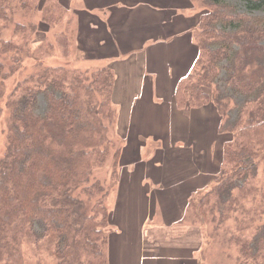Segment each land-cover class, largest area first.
Listing matches in <instances>:
<instances>
[{
  "label": "trees",
  "instance_id": "trees-1",
  "mask_svg": "<svg viewBox=\"0 0 264 264\" xmlns=\"http://www.w3.org/2000/svg\"><path fill=\"white\" fill-rule=\"evenodd\" d=\"M240 1L243 10L228 0H191L201 7L190 19L199 52L174 91L178 108L214 106L220 131L233 135L212 187L187 206L215 250L208 264H264V16L257 15L264 0ZM68 11L61 0H0V114L6 80L35 62L6 98L0 264H110L107 198L123 161V147L111 137L117 75L106 65L74 66L86 50L77 45L80 28L65 20ZM38 14L45 42L33 50ZM56 52L64 62L45 64ZM108 166L111 173L101 176Z\"/></svg>",
  "mask_w": 264,
  "mask_h": 264
},
{
  "label": "crops",
  "instance_id": "crops-1",
  "mask_svg": "<svg viewBox=\"0 0 264 264\" xmlns=\"http://www.w3.org/2000/svg\"><path fill=\"white\" fill-rule=\"evenodd\" d=\"M140 1L135 6L107 8L112 16L101 11V19L109 23L97 28V43L88 44H98L96 64L113 68L117 75L113 98L117 128L125 126L120 138L126 143L123 158L132 163L152 158L145 167H121L119 197L110 211L116 236L109 260L110 264H204L201 257L209 245L203 228L187 217V206L195 194L212 187L219 159L202 176L191 165L193 171H172L171 166L187 165L181 158L193 160L201 149L210 156V142L217 139L220 121L216 122L215 111L211 124L215 131L208 134L211 120L206 119L199 136L201 118H206L203 110L178 108L175 102V87L191 72L199 52L191 18L182 12L184 4H178L181 0ZM88 40L87 34L86 45ZM160 148L167 153L156 155ZM214 155L218 156V150Z\"/></svg>",
  "mask_w": 264,
  "mask_h": 264
},
{
  "label": "rangeland",
  "instance_id": "rangeland-1",
  "mask_svg": "<svg viewBox=\"0 0 264 264\" xmlns=\"http://www.w3.org/2000/svg\"><path fill=\"white\" fill-rule=\"evenodd\" d=\"M61 1L69 9L68 13L65 16V20L72 19V21H73L72 29L77 30L80 28L81 39L79 40V44H77L76 39H74V41L76 42L78 47H80V48L83 47V49H85L86 51L85 52L82 51L78 54V57L80 58L79 61H73L74 66H80V67H91V66H97L98 67V66H100V65L96 64V60H94V58L98 56V52H97V48H96V46L98 44L95 46H93V45L88 46L90 41H92L95 44L97 43V37H98V33H99L97 28L103 23H105V24L109 23L108 19H101V16L99 13L101 11H106L108 14L111 15V12L109 13L108 9H111V8H117L118 9L119 8L118 5H120V6L121 5H133V6H135V5H138L141 3L140 0H61ZM228 2L231 3L233 6H235V8L237 10H243V5H242L240 0H228ZM178 4L181 6L184 4L185 10H183L182 12H185L186 15L191 19L194 18L195 16H197L199 14V11L201 10V7L199 5H195L197 3H193V2H191V0H185L184 3L181 0V2ZM173 5H177V3H174ZM182 15H185V14H182ZM257 15H260L262 17V16H264V12L257 13ZM39 17H40V14L33 16V20L38 22L39 26H40L39 32L34 34V37H33V42L31 44V49H33V50L37 46H39L40 44H43L45 42L44 33L46 31L45 30L46 28H44L41 25ZM16 19L19 22H24V23L27 22L26 19L20 14L17 15ZM89 22H93L95 26L91 27V23H89ZM13 28L14 27H11V29L7 31L6 35L8 38L12 37ZM82 29H85L86 31H83ZM101 31L104 32L105 28L102 27ZM87 34L89 35V40L87 41V45H86ZM86 53H87V56H86ZM62 62H64V60L61 58V55L56 52L52 58L45 60L44 63L56 65V64H60ZM34 63L35 62H33L32 60L26 61L25 66H23V68L19 69V71L15 75L11 76L5 82L6 94H5L4 99L2 100L3 112H1V114H0V159L6 151V143H7V139H8V131H7L8 129L7 128H8V118L10 116V112H9L7 105H6V98L11 93L13 88L16 86L18 81L24 79L26 76H28L29 74L34 72V70H35V67H34L35 64ZM200 109L203 110L201 112V114L205 115L206 118H201V127L199 125V130L197 129L198 134H199V136H200V134H202L200 130H203V127H204L203 124H204L205 120L210 119L211 121H210V128L208 130V134L211 135L215 131V127H216V126L211 127V124H212L214 117H217L218 113L216 114L217 111H216L215 107L212 106L211 104L208 106H205L203 108H200ZM45 110H46L45 100L41 99L39 111L44 113ZM188 110H191V109H188ZM218 119L219 120H216V122L220 121V126H221V117L219 115H218ZM124 130H125V126L120 125L119 128H117V129L115 128L116 132L117 131L120 132V133L117 132L118 135L116 132L115 133L111 132V137L114 138L115 141L119 145H121L123 148H125L126 143H124L120 138L123 137L122 135L124 133ZM217 133H218V135H217L216 141H214L213 144H212V142H210L211 143L210 145H212L210 156L213 154L212 157H210V156L206 157L205 156V154H207L206 151L201 149L200 153L197 154V157L193 160H183V158H181V160L183 162L185 161L184 163H186L189 166L184 165L181 162H177L171 166L172 171H174L175 169L183 170V171H190V169H192V171H193L192 167H194L198 171H201V176H202L210 165L213 166V165L217 164L216 161L218 160L219 156H221V152L223 150L225 142L230 140L233 137L231 132H229V133L221 132L220 127L218 128L216 134ZM153 141L156 142L158 140L156 139ZM204 145H206V144L204 143ZM159 146H160V144H159ZM216 150H218V156L214 155ZM164 153H167V150H163L160 148V150L159 151L157 150V152L155 154L157 155V154H164ZM149 158L150 157L146 158L145 162L141 161L140 163H136V162L132 163L131 160L123 158L121 167L123 168V167H127L130 165H137L139 168L141 167L140 165H144V167H145V166H147V160ZM150 159H152V158H150ZM218 162H219V160H218ZM163 163H164L163 164L164 167L168 166V163H165V161H163ZM159 164H161V163H159ZM108 168H109V166L104 169V175L103 174H100V175L105 176L106 173H111L112 170L109 171ZM259 169H260L261 174H263V172H264V155L260 156ZM120 174H121V170H120ZM206 174L208 175V171H206ZM217 175H218V172H217ZM135 176H136V173L133 174V178H135ZM119 179H121L120 176H119ZM119 182H120V180H119ZM119 182L116 185V187L114 188L115 190L112 189L113 192L110 194V196L112 194L113 195L111 197L109 196L107 198L108 208L111 212L114 211L115 206L117 204V197H119V194H117ZM107 230L110 231L109 232V236H110L109 242L111 243V245H110V248H111L112 243L115 240V236H116L115 230L116 229L113 228V226L110 224L108 226ZM211 231H212V226H211ZM205 240L207 242L206 238H205ZM211 243H212V240H211ZM215 244H216V242H215ZM151 245H153V244H150L148 246H151ZM213 251H215V250L210 249V245L208 246V248L205 249V251H203L201 258H202V260H205V264H208L210 261L209 259L212 256H214L215 253ZM50 264H53V263H50ZM222 264H227V263L224 262Z\"/></svg>",
  "mask_w": 264,
  "mask_h": 264
}]
</instances>
